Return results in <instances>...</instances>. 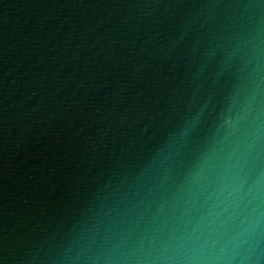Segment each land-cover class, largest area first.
Returning a JSON list of instances; mask_svg holds the SVG:
<instances>
[{"label":"water","instance_id":"obj_1","mask_svg":"<svg viewBox=\"0 0 264 264\" xmlns=\"http://www.w3.org/2000/svg\"><path fill=\"white\" fill-rule=\"evenodd\" d=\"M0 264H264V0H0Z\"/></svg>","mask_w":264,"mask_h":264}]
</instances>
